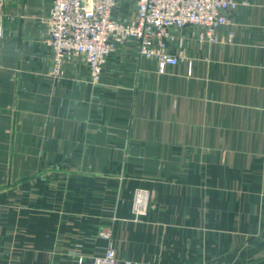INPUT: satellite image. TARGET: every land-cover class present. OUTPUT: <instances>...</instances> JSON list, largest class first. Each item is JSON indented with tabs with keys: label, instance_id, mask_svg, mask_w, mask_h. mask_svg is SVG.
Returning a JSON list of instances; mask_svg holds the SVG:
<instances>
[{
	"label": "crops",
	"instance_id": "1",
	"mask_svg": "<svg viewBox=\"0 0 264 264\" xmlns=\"http://www.w3.org/2000/svg\"><path fill=\"white\" fill-rule=\"evenodd\" d=\"M230 1L214 43L167 27L180 63L160 72L110 38L92 81L82 56L51 73L53 0H4L0 264H91L108 247L118 264H264V0ZM136 9L114 0L111 18Z\"/></svg>",
	"mask_w": 264,
	"mask_h": 264
},
{
	"label": "built area",
	"instance_id": "2",
	"mask_svg": "<svg viewBox=\"0 0 264 264\" xmlns=\"http://www.w3.org/2000/svg\"><path fill=\"white\" fill-rule=\"evenodd\" d=\"M233 6L230 0H137V17L128 24L112 20L114 0H53L47 21V44L54 57L53 75L60 73L63 59L82 56L91 69V80L97 81L107 55L113 50L109 39L122 44L128 38L137 40V53L156 58L158 69L176 65L183 55L173 56L165 51L163 38L167 27L202 25L205 36L216 42V29L229 24L225 11ZM0 0V39L4 35L2 20L11 15L4 12ZM155 39L157 46H153ZM137 213H143L138 203ZM91 264H118L115 252L108 247L103 257Z\"/></svg>",
	"mask_w": 264,
	"mask_h": 264
}]
</instances>
